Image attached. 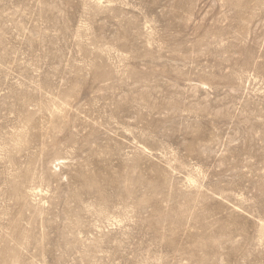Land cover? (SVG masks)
I'll list each match as a JSON object with an SVG mask.
<instances>
[{
	"label": "rangeland",
	"instance_id": "obj_1",
	"mask_svg": "<svg viewBox=\"0 0 264 264\" xmlns=\"http://www.w3.org/2000/svg\"><path fill=\"white\" fill-rule=\"evenodd\" d=\"M0 264H264V0H0Z\"/></svg>",
	"mask_w": 264,
	"mask_h": 264
}]
</instances>
